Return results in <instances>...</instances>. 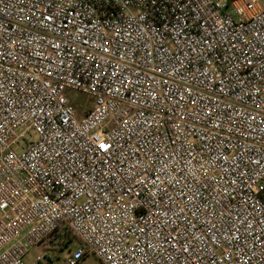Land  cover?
I'll list each match as a JSON object with an SVG mask.
<instances>
[{"label": "built area", "instance_id": "obj_1", "mask_svg": "<svg viewBox=\"0 0 264 264\" xmlns=\"http://www.w3.org/2000/svg\"><path fill=\"white\" fill-rule=\"evenodd\" d=\"M63 234L65 264H264L262 0H0V264Z\"/></svg>", "mask_w": 264, "mask_h": 264}, {"label": "rangeland", "instance_id": "obj_2", "mask_svg": "<svg viewBox=\"0 0 264 264\" xmlns=\"http://www.w3.org/2000/svg\"><path fill=\"white\" fill-rule=\"evenodd\" d=\"M264 2V0H262ZM69 95L77 100L80 101V104L86 108L91 107V101L89 97L85 94L73 92L71 91ZM85 108V109H86ZM78 117L84 116V111L81 109L77 110ZM72 236V235H71ZM73 237V236H72ZM77 245L74 243H70L63 246H57L54 245L52 250L45 249L42 245H38L30 250L29 254L25 257L26 264H32L34 261L38 259V257L43 256L44 254L48 255V257L53 258L52 264H65L67 257L70 255V253L77 250ZM83 264H102L101 260L97 258L96 256H89L85 259Z\"/></svg>", "mask_w": 264, "mask_h": 264}, {"label": "trees", "instance_id": "obj_3", "mask_svg": "<svg viewBox=\"0 0 264 264\" xmlns=\"http://www.w3.org/2000/svg\"><path fill=\"white\" fill-rule=\"evenodd\" d=\"M77 110H78V107H76ZM75 242V239L70 235V234H63L61 239H60V242L57 246H63V245H67L70 244V243H74Z\"/></svg>", "mask_w": 264, "mask_h": 264}]
</instances>
